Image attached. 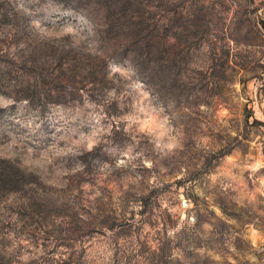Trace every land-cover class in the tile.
<instances>
[{"label":"rangeland","instance_id":"374dc122","mask_svg":"<svg viewBox=\"0 0 264 264\" xmlns=\"http://www.w3.org/2000/svg\"><path fill=\"white\" fill-rule=\"evenodd\" d=\"M0 264H264V0H0Z\"/></svg>","mask_w":264,"mask_h":264}]
</instances>
